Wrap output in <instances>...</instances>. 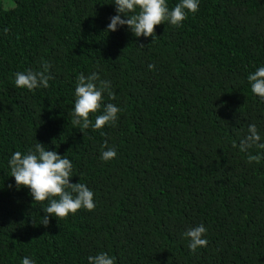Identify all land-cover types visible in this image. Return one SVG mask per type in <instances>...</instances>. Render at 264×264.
I'll list each match as a JSON object with an SVG mask.
<instances>
[{"label": "trees", "instance_id": "trees-1", "mask_svg": "<svg viewBox=\"0 0 264 264\" xmlns=\"http://www.w3.org/2000/svg\"><path fill=\"white\" fill-rule=\"evenodd\" d=\"M13 3L0 0V264H87L101 251L116 264H264V149H239L250 124L264 143V101L247 81L264 66V0H200L147 38L107 30L112 0ZM45 62L47 88L15 86ZM93 71L111 81L103 103L122 109L99 130L71 117L76 78ZM37 141L71 160L93 210L40 223L49 201L17 189L7 164ZM105 142L117 150L107 162ZM201 223L207 246L191 252L182 233Z\"/></svg>", "mask_w": 264, "mask_h": 264}, {"label": "clouds", "instance_id": "clouds-1", "mask_svg": "<svg viewBox=\"0 0 264 264\" xmlns=\"http://www.w3.org/2000/svg\"><path fill=\"white\" fill-rule=\"evenodd\" d=\"M115 5L116 15L110 17L107 24L108 31H117L120 27L127 26L135 37L145 38L154 34V26L167 22L172 26H179L186 19L187 13L198 11L200 0H179L174 7H169L168 0H112ZM123 16V18H122ZM5 33L7 29L4 30ZM50 65L42 64V71L31 69L16 72L14 84L18 88L34 91L47 88ZM153 70L155 66L149 64ZM253 95L264 101V66H259L247 76ZM114 99L111 91V81L101 79L99 72L93 71L89 75L83 73L76 78L74 88V103L71 110L72 123L80 125L83 129L90 126L94 130L102 129L105 125H114L118 120V113L122 111L113 103L104 104V94ZM103 107L101 114L97 115L93 123L89 119L90 113H96ZM262 137L255 124L248 126V134L240 141L239 149L246 152L252 146L264 149ZM233 146L236 147L235 142ZM101 160L107 162L117 155L115 147H107V142L102 146ZM258 156L250 160H258ZM14 178L17 189L27 187L33 201L48 200L49 203L42 210L45 213L40 223L47 226L50 216L64 218L70 213L75 214L81 208L91 211L95 208L93 191L84 183H72L70 178L74 175L73 165L69 158L55 150H48L41 142H36L27 152H13L7 161ZM207 229L203 223L189 227L182 236L187 239V247L191 252L207 246ZM22 264H36L34 259L22 258ZM87 264H116L115 257L107 252H98L87 257Z\"/></svg>", "mask_w": 264, "mask_h": 264}, {"label": "rangeland", "instance_id": "rangeland-1", "mask_svg": "<svg viewBox=\"0 0 264 264\" xmlns=\"http://www.w3.org/2000/svg\"><path fill=\"white\" fill-rule=\"evenodd\" d=\"M13 0H3L4 8L9 9L13 6Z\"/></svg>", "mask_w": 264, "mask_h": 264}]
</instances>
